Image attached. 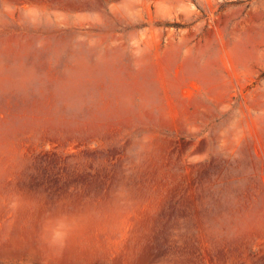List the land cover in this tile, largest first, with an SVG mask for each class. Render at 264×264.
I'll return each instance as SVG.
<instances>
[{
  "label": "rangeland",
  "instance_id": "1",
  "mask_svg": "<svg viewBox=\"0 0 264 264\" xmlns=\"http://www.w3.org/2000/svg\"><path fill=\"white\" fill-rule=\"evenodd\" d=\"M0 264H264V0H0Z\"/></svg>",
  "mask_w": 264,
  "mask_h": 264
}]
</instances>
